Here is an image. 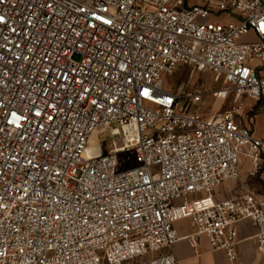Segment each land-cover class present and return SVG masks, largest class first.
<instances>
[{"label": "built area", "instance_id": "1", "mask_svg": "<svg viewBox=\"0 0 264 264\" xmlns=\"http://www.w3.org/2000/svg\"><path fill=\"white\" fill-rule=\"evenodd\" d=\"M197 74L233 106L202 115ZM249 100L264 107V0H0V264H179L185 219L229 264L249 220L264 256V198L216 196L245 161L264 184Z\"/></svg>", "mask_w": 264, "mask_h": 264}, {"label": "crops", "instance_id": "2", "mask_svg": "<svg viewBox=\"0 0 264 264\" xmlns=\"http://www.w3.org/2000/svg\"><path fill=\"white\" fill-rule=\"evenodd\" d=\"M244 122L246 123L245 120ZM246 124L251 127L254 133L252 126L248 123ZM250 172L251 164L249 170L251 175ZM248 180H250V177L244 176L241 168L239 180L219 186L223 188L221 192L216 190L217 199L223 201L238 198L243 194V189L247 187L255 193L246 184ZM175 229L180 240L174 245L172 252L179 264H229L226 254L214 251L207 238H200L197 248L191 245L187 240V236L191 235L194 229L189 219L176 222ZM256 231L255 226L249 220L243 221L238 225V261L236 264H264V256L260 254L255 240Z\"/></svg>", "mask_w": 264, "mask_h": 264}, {"label": "rangeland", "instance_id": "3", "mask_svg": "<svg viewBox=\"0 0 264 264\" xmlns=\"http://www.w3.org/2000/svg\"><path fill=\"white\" fill-rule=\"evenodd\" d=\"M252 65L262 64L261 62L255 60L251 62ZM186 77H188V72H180L175 77H168L164 75L162 80L164 82L163 88L166 90H171V83L177 82L179 85L185 81ZM193 82H197L200 80V84L207 94L204 101L200 103V110L199 112L204 115L206 118H209L211 115L218 113L221 109L226 110L230 109L233 106V103L228 102L227 104L223 105L217 102L213 98V93L221 87V85L215 81L210 74L202 75L200 77L199 74L192 77ZM174 86V84H173ZM210 94V97L208 96ZM243 119L246 123L250 124L254 129V135L258 138H262L264 136V107L258 105L256 101H245L244 108H243ZM113 137L111 136L110 131H102L98 130L96 133L93 141L90 143V147L95 154L99 153H106L111 145ZM120 145V143H119ZM250 170V163L249 161H245L242 167V172L244 176L250 177V180L246 182V184L252 188L255 193L259 194L261 197L264 198V184L261 182L259 177L251 176L249 174ZM223 187H218L217 191H222ZM158 254H150L142 259L136 260L131 262V264H143L153 258H156Z\"/></svg>", "mask_w": 264, "mask_h": 264}]
</instances>
